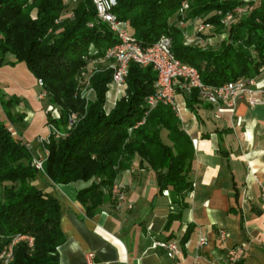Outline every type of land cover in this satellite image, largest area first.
I'll list each match as a JSON object with an SVG mask.
<instances>
[{
  "label": "trees",
  "instance_id": "trees-1",
  "mask_svg": "<svg viewBox=\"0 0 264 264\" xmlns=\"http://www.w3.org/2000/svg\"><path fill=\"white\" fill-rule=\"evenodd\" d=\"M116 1L114 15L128 23L131 36L142 47L152 45L162 35L169 36L175 57L195 67L206 85L219 86L255 76L264 64V0H257L249 15L230 26L226 43L216 51L188 47L177 39L181 32L171 20L183 0ZM192 1L190 16L208 10L224 15L242 4V0L232 5L220 0H197L192 8ZM63 11V0H0V67L7 64L8 54L15 58L11 65L26 64L42 82L50 102L60 109V119L54 121L57 127L68 125L69 117L76 115L65 136H50L45 144L46 175L54 185L92 180L77 195L91 216L109 200L102 190L110 189L117 176L138 157L153 173L159 192L168 191L171 203L179 209L169 216L168 230L180 219L192 190L191 139L168 106L158 104L143 120L145 99L156 92V76L150 67L129 65L125 97L108 114L103 105L111 70L93 75L91 85L96 99L90 103L82 99L77 93V77L87 65L86 59L103 57L117 39L98 20L91 1L78 0L72 18L55 23ZM219 18L211 22L221 25ZM196 97L195 92L187 96L189 107L197 102ZM14 103L18 100L0 101V107L12 108ZM26 144L0 118V251L14 237H30L31 246L25 240L13 246L11 264H59L57 248L64 240L61 206L56 198L33 185L38 172Z\"/></svg>",
  "mask_w": 264,
  "mask_h": 264
},
{
  "label": "crops",
  "instance_id": "crops-1",
  "mask_svg": "<svg viewBox=\"0 0 264 264\" xmlns=\"http://www.w3.org/2000/svg\"><path fill=\"white\" fill-rule=\"evenodd\" d=\"M14 62L8 54L3 66L16 72L20 65H11ZM28 75H12L14 88L0 87L5 98L18 100L10 108L11 118L1 107L0 118L13 135L31 143L33 158H38L42 153L36 141L46 135L48 103L38 100L41 89ZM186 98V93L177 92L179 120L194 150L192 190L180 219L168 230L169 216L179 209L169 192H159L153 173L138 157L115 181L125 187L126 202L117 205L109 199L91 216L77 195L92 181L54 185L44 164V172H38L32 183L60 203L64 240L57 248L59 264H229L227 250L238 245L244 246L245 254L235 264H264V104L251 107L241 98L231 111L196 97L191 108ZM260 99L264 101V96ZM220 231L227 234L223 241ZM200 237L206 239L202 248ZM163 241H175L179 255L168 258L156 245Z\"/></svg>",
  "mask_w": 264,
  "mask_h": 264
},
{
  "label": "built area",
  "instance_id": "built-area-1",
  "mask_svg": "<svg viewBox=\"0 0 264 264\" xmlns=\"http://www.w3.org/2000/svg\"><path fill=\"white\" fill-rule=\"evenodd\" d=\"M68 1V0H66ZM93 4L96 16L99 21L106 24L109 30L116 37L117 42L109 47L104 55V59L109 62V70H111V86L115 88V96L125 97L124 89L126 88V77L130 64L138 65L142 68L150 67L156 76L155 89L156 92L145 99L146 112L144 118L149 111L154 109L158 104L168 106L179 119V113L182 107L177 101V92L181 91L189 96L192 92L197 97L212 106H226L233 111L236 103L241 98H245L251 107L264 104L260 99V95L264 96V64L259 68L258 74L251 77H240L238 79L228 81L219 86L206 85L202 82L199 71L188 64L178 60L172 52V40L167 35H162L156 42L148 47H142L130 34L127 22L120 21L113 13L116 7V0H89ZM83 77V74H82ZM42 86V82L39 81ZM45 94L39 95V99H43ZM83 99V98H82ZM51 108L48 107L47 111ZM53 118H55L53 114ZM76 120V115L69 117L68 126L71 127ZM143 120L137 123L136 127L143 123ZM49 127H53L52 125ZM52 128V129H53ZM54 130V129H53ZM55 139L60 134L54 130L50 135ZM49 138H40L37 144L45 145L49 143ZM30 148V144H26ZM48 156L47 150H44L43 156L33 158V167L37 172H44V164ZM168 195V191H163ZM261 195L264 198V186L261 188ZM111 196L117 205L126 202V192L124 186L113 185L111 188ZM130 208V206H128ZM220 239H226L227 234L223 231L219 233ZM25 240L29 246L32 245V238L17 236L11 242L4 246L0 251V264H11L13 246ZM206 244L205 237H200L198 247L202 248ZM156 245L166 252L168 258H175L179 255V247L175 241L157 242ZM245 254V248L242 245L234 246L227 250L225 261L229 264H235L242 260Z\"/></svg>",
  "mask_w": 264,
  "mask_h": 264
},
{
  "label": "rangeland",
  "instance_id": "rangeland-1",
  "mask_svg": "<svg viewBox=\"0 0 264 264\" xmlns=\"http://www.w3.org/2000/svg\"><path fill=\"white\" fill-rule=\"evenodd\" d=\"M220 1L221 3L228 2V4L231 3L232 5L233 2H239L241 0H220ZM77 2L78 0H68V1L63 0L64 11L60 17V20L56 21L55 23H59L60 21L64 19L72 18V9L74 8ZM196 2L197 0L192 1V8H194V6L196 7L195 5ZM256 4H257V0H242V4L235 7L232 11L227 12L224 15H222L220 11H215V10L209 11L208 10V12L206 11L205 13H201L199 16H190L189 15V13L191 12L190 0H183L175 16L172 18L171 24L173 25V27L180 30L181 32L179 35L180 37H178L177 39H179V42L182 45H185L188 47H196L197 49H202V50H207V51L208 50L216 51L219 48H221L223 43H226L227 30L230 28V26L232 24L237 23L240 19L249 15L255 9ZM214 17H220L219 19L221 21L220 22L221 25H215L214 23L211 22V20ZM92 49L93 48L91 47L90 52H89L90 54L93 53ZM86 61H87L86 67L80 71L77 77V93L87 103H90L96 99L95 91L91 85V79L93 75L99 72H104L105 70H109L110 65H109V62L104 59V56L101 58H94L93 60L86 59ZM18 65L20 66L19 68L16 69V72L12 70L11 66H3V67L1 66L0 67V78L2 79V81L0 82L5 81L4 83H1L0 85L1 88L5 87L4 86L5 84L6 85L10 84V87L14 88L12 84L13 82L11 79L12 75L15 77H19V76L25 77L24 75H27V77H30L28 75L29 72L27 71L26 64L18 63ZM82 74H83V77H82ZM36 80H37V84L39 88L41 89V92L38 94L37 98L39 97V95H42L43 93L45 94L43 99L38 98V100L48 103L47 108L48 107L51 108L48 111L46 108L47 124L54 126V128L53 127L52 128L55 131H57L58 134H60V137L65 136L66 132L70 129V127L68 125L66 126L61 125L59 127L55 125L54 121L56 122L60 119V109L57 106H54L50 102L48 95L43 90V87L39 84L40 80L39 79H36ZM21 83H24V80L21 81ZM110 86H111V80L107 84V91L105 93V102L103 105V110L106 114H108L115 107L117 101H119L122 98V97L119 98V96H114L115 88H110ZM126 88H127V85H126ZM126 88L124 89V94H126ZM33 92H35V88H33ZM9 99H16V98H9ZM9 99L5 98V96L2 93H0V101L2 102L8 101ZM1 109L5 115L7 111H10L9 107L4 108L3 106L1 107ZM53 114L55 118H53ZM9 118L11 117L9 116ZM47 124L46 126H43L44 130L46 131V135L43 138L50 137V135L54 132V130L51 127L48 128ZM47 129L49 130V132ZM163 139L166 140L165 132H163ZM36 144H37V141H36ZM44 146L45 145L37 144V148L40 149L42 156L44 154V150H46ZM32 148L33 146L30 145L29 149H30L31 156L33 157ZM145 165L148 168L147 164ZM113 185L123 186L122 184L116 183V182H114ZM111 188L102 190V193L103 195H106V196L109 195V199L111 203L116 204L114 199H112V196H111ZM0 191H1V188H0Z\"/></svg>",
  "mask_w": 264,
  "mask_h": 264
}]
</instances>
